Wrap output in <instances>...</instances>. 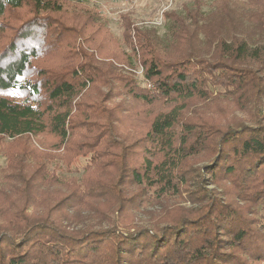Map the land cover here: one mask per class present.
I'll list each match as a JSON object with an SVG mask.
<instances>
[{"label":"trees","instance_id":"16d2710c","mask_svg":"<svg viewBox=\"0 0 264 264\" xmlns=\"http://www.w3.org/2000/svg\"><path fill=\"white\" fill-rule=\"evenodd\" d=\"M76 1L0 0V264H264V48L126 52Z\"/></svg>","mask_w":264,"mask_h":264},{"label":"rangeland","instance_id":"374dc122","mask_svg":"<svg viewBox=\"0 0 264 264\" xmlns=\"http://www.w3.org/2000/svg\"><path fill=\"white\" fill-rule=\"evenodd\" d=\"M76 4L81 14L94 12L98 22L105 26L126 52H129L125 42L127 25L149 34L162 50L174 52L176 47L171 40V19L175 16L186 21L189 34L187 50L196 57H209L218 36L225 39L236 36L245 40L251 48H264V6L251 5L248 0H77ZM244 63L258 70L264 81V51L260 59ZM116 67L133 74L140 84H146L140 66L116 64ZM262 100L264 101V96ZM237 115L252 123L249 115ZM5 164L6 158L0 152V166L4 167ZM83 164L84 160L79 159L78 169L68 173L58 159H55L50 170L55 168L60 179H79L84 173L81 167ZM84 223L97 227L108 224L106 220L91 217L84 218L81 224ZM138 223L148 225V216L140 214Z\"/></svg>","mask_w":264,"mask_h":264}]
</instances>
